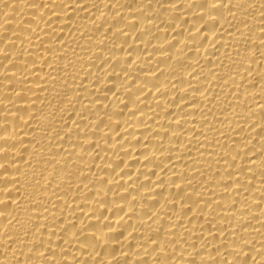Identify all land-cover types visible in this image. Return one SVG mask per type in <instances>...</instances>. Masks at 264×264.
<instances>
[{
  "label": "bare ground",
  "instance_id": "1",
  "mask_svg": "<svg viewBox=\"0 0 264 264\" xmlns=\"http://www.w3.org/2000/svg\"><path fill=\"white\" fill-rule=\"evenodd\" d=\"M0 264H264V0H0Z\"/></svg>",
  "mask_w": 264,
  "mask_h": 264
}]
</instances>
